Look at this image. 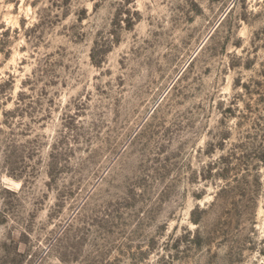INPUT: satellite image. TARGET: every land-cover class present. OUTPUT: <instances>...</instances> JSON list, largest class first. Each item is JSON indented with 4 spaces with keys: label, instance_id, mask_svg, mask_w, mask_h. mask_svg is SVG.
<instances>
[{
    "label": "rangeland",
    "instance_id": "374dc122",
    "mask_svg": "<svg viewBox=\"0 0 264 264\" xmlns=\"http://www.w3.org/2000/svg\"><path fill=\"white\" fill-rule=\"evenodd\" d=\"M0 264H264V0H0Z\"/></svg>",
    "mask_w": 264,
    "mask_h": 264
}]
</instances>
